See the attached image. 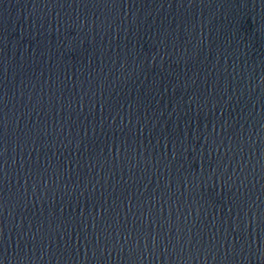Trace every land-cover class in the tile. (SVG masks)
I'll return each mask as SVG.
<instances>
[{
	"label": "water",
	"instance_id": "1",
	"mask_svg": "<svg viewBox=\"0 0 264 264\" xmlns=\"http://www.w3.org/2000/svg\"><path fill=\"white\" fill-rule=\"evenodd\" d=\"M0 264H264V0H0Z\"/></svg>",
	"mask_w": 264,
	"mask_h": 264
}]
</instances>
